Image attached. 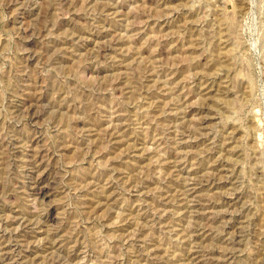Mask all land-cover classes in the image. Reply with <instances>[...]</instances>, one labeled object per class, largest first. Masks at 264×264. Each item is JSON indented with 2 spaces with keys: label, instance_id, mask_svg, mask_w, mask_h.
Segmentation results:
<instances>
[{
  "label": "rangeland",
  "instance_id": "rangeland-1",
  "mask_svg": "<svg viewBox=\"0 0 264 264\" xmlns=\"http://www.w3.org/2000/svg\"><path fill=\"white\" fill-rule=\"evenodd\" d=\"M0 264H264V0H0Z\"/></svg>",
  "mask_w": 264,
  "mask_h": 264
},
{
  "label": "bare ground",
  "instance_id": "bare-ground-1",
  "mask_svg": "<svg viewBox=\"0 0 264 264\" xmlns=\"http://www.w3.org/2000/svg\"><path fill=\"white\" fill-rule=\"evenodd\" d=\"M178 159V158H177ZM40 180V179H39Z\"/></svg>",
  "mask_w": 264,
  "mask_h": 264
}]
</instances>
